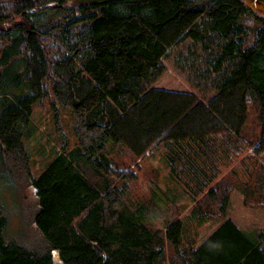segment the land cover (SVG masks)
<instances>
[{
	"label": "trees",
	"instance_id": "1",
	"mask_svg": "<svg viewBox=\"0 0 264 264\" xmlns=\"http://www.w3.org/2000/svg\"><path fill=\"white\" fill-rule=\"evenodd\" d=\"M257 13L264 0H0V179L33 190L41 239L7 241L0 204V264H264V230L246 234L226 217L235 189L245 206L264 209ZM187 40L206 52L209 99L144 90ZM45 100L57 119L58 107L70 110L77 146L65 153L61 135L60 153L34 178L23 138L35 132L33 105ZM159 150L193 200L189 221L160 207L157 183L151 196L139 194L140 163ZM211 220L221 223L197 246L193 234Z\"/></svg>",
	"mask_w": 264,
	"mask_h": 264
},
{
	"label": "rangeland",
	"instance_id": "2",
	"mask_svg": "<svg viewBox=\"0 0 264 264\" xmlns=\"http://www.w3.org/2000/svg\"><path fill=\"white\" fill-rule=\"evenodd\" d=\"M257 14L264 17V14ZM256 26L258 23H255L251 29ZM202 30L206 36L207 45L210 46L208 51L214 50L216 48L214 35L206 32V26ZM205 53L199 43L191 40L185 41L179 47H172L162 58L159 73L149 80L142 81L140 83L142 88L144 90L155 88L178 92L190 91L202 100H208L211 94L215 92V83L210 78L207 80L203 78L205 59H207ZM198 59L202 60L196 64ZM49 105V100H45L40 105L38 103L33 105L31 121L35 126V132L31 137L23 138L24 148L29 156V169L34 178H37L60 153L64 146L61 135L67 140V150L77 146L74 134L75 121L70 110L61 106L58 107L59 118L57 119ZM257 111V104L254 103L249 107V114L253 119L250 122L249 132H252V128L258 124ZM246 151L250 152L251 149ZM162 157H164V153L159 150L152 157L140 163L138 172L143 190L139 194L145 193L146 196H151L148 188L157 183V190L160 188L164 193L160 197L163 201V203L159 202L160 207L176 206L180 217L189 221L186 215L190 213L189 211L193 207V200L179 183L177 184L175 180L169 178L170 168L166 162H161L160 158ZM259 160L263 162L264 158L261 156ZM233 191L232 196L230 195V206L227 207L226 217L233 220L242 231H250L253 234L262 232L264 230V209L245 206L243 194L237 189ZM0 204L8 219L5 228L6 240L22 241L29 247L38 246L41 242L39 232L31 223L32 215L36 209V198L33 190L30 187L14 186L12 182L7 180L4 183V180L0 179ZM172 209L174 208L172 207ZM164 219L157 218L154 222L155 227H162ZM209 222L211 224L202 230V236L221 223L219 220Z\"/></svg>",
	"mask_w": 264,
	"mask_h": 264
},
{
	"label": "crops",
	"instance_id": "3",
	"mask_svg": "<svg viewBox=\"0 0 264 264\" xmlns=\"http://www.w3.org/2000/svg\"><path fill=\"white\" fill-rule=\"evenodd\" d=\"M76 147V146H75ZM75 147H73V148H75ZM73 148H71L70 150H72ZM70 150H67L65 153H67L68 151H70ZM64 153V154H65ZM59 154V153H58ZM57 154V155H58ZM160 160H161V162H166L165 160H164V158L162 157V158H160ZM165 166V165H164ZM156 168H158V167H156ZM155 168V169H156ZM168 176H169V178L171 179V177H170V173L168 174ZM156 193H157V195H158V197H162V194H164L163 193V191L159 188L157 191H155ZM234 193V191L232 192V194ZM232 194H231V196H232ZM231 196H230V200H231ZM230 200H229V204H228V208H229V206H230ZM160 201H161V198H160ZM228 208H227V210H228ZM228 218V217H227ZM228 219H230V218H228ZM231 220V219H230ZM191 221H193L192 219H191ZM233 221V220H232ZM234 222V221H233ZM235 223V222H234ZM209 224H211L210 222L208 223H204V224H202V225H200L199 226V229L197 230V233H195V234H193V236L194 237H196V234H197V246L199 245V244H201L210 234H212L218 227H219V225L220 224H218V225H216L215 227H213L208 233H204L205 235H203L202 236V230L207 226V225H209ZM236 225V224H235ZM237 226V225H236ZM238 227V226H237ZM239 228V227H238ZM240 229V228H239ZM241 230V229H240ZM199 231V232H198ZM242 231V230H241ZM242 232H244V233H246V234H250V235H253V233L252 232H247V231H242ZM255 234V233H254Z\"/></svg>",
	"mask_w": 264,
	"mask_h": 264
}]
</instances>
